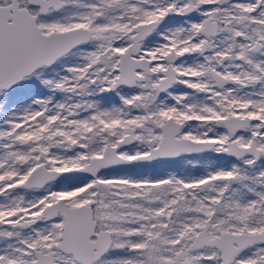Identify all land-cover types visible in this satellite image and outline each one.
<instances>
[{"label": "snow or ice", "instance_id": "snow-or-ice-1", "mask_svg": "<svg viewBox=\"0 0 264 264\" xmlns=\"http://www.w3.org/2000/svg\"><path fill=\"white\" fill-rule=\"evenodd\" d=\"M0 264H264V0H0Z\"/></svg>", "mask_w": 264, "mask_h": 264}, {"label": "rangeland", "instance_id": "rangeland-1", "mask_svg": "<svg viewBox=\"0 0 264 264\" xmlns=\"http://www.w3.org/2000/svg\"><path fill=\"white\" fill-rule=\"evenodd\" d=\"M188 159H192V160H194V161H196V160H200V162H201V164H203L204 162H205V159H201V158H199V157H190V158H188ZM167 171H180V172H185V170H187L188 172H190L191 174H193V175H197V174H199V171L198 170H196V169H192L191 168V166L188 164V160L187 159H185V160H183L182 162H181V164H180V166L179 167H177V166H170V167H168L167 169H166ZM202 170V169H201Z\"/></svg>", "mask_w": 264, "mask_h": 264}]
</instances>
